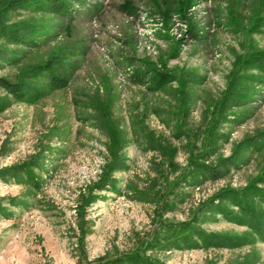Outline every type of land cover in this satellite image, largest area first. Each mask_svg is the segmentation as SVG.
<instances>
[{"label": "rangeland", "instance_id": "rangeland-1", "mask_svg": "<svg viewBox=\"0 0 264 264\" xmlns=\"http://www.w3.org/2000/svg\"><path fill=\"white\" fill-rule=\"evenodd\" d=\"M91 1L100 10L75 6L71 21L24 9L0 17L55 35H41L35 49L0 37V78L15 83L26 69L69 54L77 67L64 89L25 79L33 90L26 102L0 89V172L26 166L38 181L31 186L24 172L0 176L8 212L0 214V264H108L137 250L158 264H264V242L247 226L199 211L223 190L264 188V86L239 63L264 48V30H250L264 0H193L168 18L158 12L176 0ZM189 25L198 40L188 38ZM154 71L173 81L154 88ZM234 78L242 94L226 99ZM114 155L120 163L107 184ZM230 157L219 179L187 174L194 158L216 166ZM190 220L247 244L177 247L165 227Z\"/></svg>", "mask_w": 264, "mask_h": 264}, {"label": "trees", "instance_id": "trees-1", "mask_svg": "<svg viewBox=\"0 0 264 264\" xmlns=\"http://www.w3.org/2000/svg\"><path fill=\"white\" fill-rule=\"evenodd\" d=\"M163 4L168 5L167 0L161 1ZM193 0H176L173 8L166 6L164 10H160L158 4L156 7L160 10L158 13L165 15L168 18L169 12L174 10L177 13H185L186 9L191 5ZM77 8H84L87 11L100 10L99 3H92L91 0H8L5 2L4 12L8 10H31L33 12L53 15L61 18L65 21H71L77 12L74 10ZM123 10L133 15L135 7L131 5H125ZM0 12V17L4 13ZM31 23H17L12 26H5L3 22H0V37L6 40L8 43H12L17 46H21L28 49L39 48L42 45V41H39V37L42 35L46 41H50L55 37L52 33H45L42 29L33 27ZM251 32H258L264 30V10L256 14L250 25ZM190 40L196 41L199 39V35L194 31L192 25L188 26L186 31ZM0 59L7 60L5 51L0 48ZM240 69H255L260 74V77L255 79L261 85L264 86V48L259 50H248L244 55L239 58ZM76 61L74 54L59 58L51 57L48 62L40 64L23 72L22 77L15 83H10L6 79L0 78V89L11 95L14 99L26 102L30 99V89L23 81L29 78L42 77L52 90L64 89L68 86L72 73L76 70ZM148 74V73H147ZM145 74V75H147ZM144 76V74H143ZM234 78L227 89L226 99H234L241 96V90L235 86ZM173 77L163 71H154L152 78H150V84L154 85V88L163 87L164 85L171 83ZM180 88L183 89L185 85L184 80L179 82ZM183 90H179L182 95ZM38 94V93H36ZM251 98V97H250ZM248 97V99H250ZM185 108L184 97L181 101ZM249 145L252 143H248ZM235 159V157H234ZM198 158L192 159L188 175H194L195 177L203 176L211 180L219 179L223 176L224 171L221 165L227 167V165L233 164V157L219 160V165L211 166L205 163L197 161ZM120 160L117 155H114V165L110 167L104 173V183L112 184L109 172L114 170L119 165ZM17 172V173H16ZM24 172L28 179L29 184L33 187L38 186V181L34 180L32 169L30 170L26 166L12 167L4 169L0 172V176H17L18 173ZM251 197L253 200H257L258 203L264 207V188L258 187L256 184L247 185L242 189H226L216 195V197L210 200L208 203L201 205L200 212H218L224 219L231 223L244 224L252 231V233L264 242V210L256 209L252 202L249 200ZM3 199H0V214L7 216L8 212L3 207ZM8 201V199H6ZM215 201L217 202L215 204ZM229 201L234 205L238 212H231L224 204ZM9 202V201H8ZM11 202V201H10ZM165 232L174 237L178 236L177 247L182 243V246L188 248H196L197 246L203 248L209 247H238L247 244L243 237H230L228 235H220L215 233H205L202 229L195 226V221L190 220L186 222L171 224L165 227ZM166 233V234H167ZM167 236L169 237V235ZM158 241L149 243L150 249L156 248ZM144 253V252H143ZM108 264H158L142 254V251L137 250L133 253L126 255L117 263Z\"/></svg>", "mask_w": 264, "mask_h": 264}]
</instances>
